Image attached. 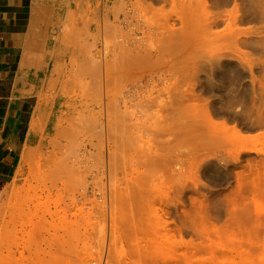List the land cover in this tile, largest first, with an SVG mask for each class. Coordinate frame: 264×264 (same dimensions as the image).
I'll use <instances>...</instances> for the list:
<instances>
[{
  "label": "rangeland",
  "instance_id": "374dc122",
  "mask_svg": "<svg viewBox=\"0 0 264 264\" xmlns=\"http://www.w3.org/2000/svg\"><path fill=\"white\" fill-rule=\"evenodd\" d=\"M49 3L56 113L0 189V264H264V0Z\"/></svg>",
  "mask_w": 264,
  "mask_h": 264
},
{
  "label": "crops",
  "instance_id": "0c3cea01",
  "mask_svg": "<svg viewBox=\"0 0 264 264\" xmlns=\"http://www.w3.org/2000/svg\"><path fill=\"white\" fill-rule=\"evenodd\" d=\"M49 0H0V189L39 150L55 116Z\"/></svg>",
  "mask_w": 264,
  "mask_h": 264
},
{
  "label": "bare ground",
  "instance_id": "6f19581e",
  "mask_svg": "<svg viewBox=\"0 0 264 264\" xmlns=\"http://www.w3.org/2000/svg\"><path fill=\"white\" fill-rule=\"evenodd\" d=\"M111 16H112V14L111 13H106V14H104V16H103V25L105 26V25H107L108 23H107V21L111 18ZM107 23V24H106ZM97 26V25H96ZM99 26V25H98ZM106 27V26H105ZM105 27H104V30H105ZM108 27H110V26H108ZM107 27V28H108ZM99 28V27H98ZM91 30H92V25L91 24H88V26H87V35L88 36H90V37H92V33H91ZM138 56L139 55H129L128 56V59H127V63H129V62H131V61H134L135 62V60L136 59H139L138 58ZM93 58V57H92ZM98 59V58H97ZM96 59V60H97ZM95 60V61H96ZM122 60V59H121ZM129 60V61H128ZM93 62H94V59H93ZM98 62V61H97ZM99 63V62H98ZM120 64V63H119ZM96 65H98V64H96ZM132 65H133V63H132ZM202 105H204V104H202ZM202 105L201 106H199V104H198V106L196 105L195 106V104H191L190 106H186L184 109H186L185 111H194L195 113H197V114H199V113H202L203 115H204V117L202 116V119H205V120H207V122H208V125H209V129H210V134H211V136H213V139L212 140H214V142L215 141H218L219 142V140H222L223 138L225 139V141H226V139L229 141V143H232L233 145H235V147H237L236 149H235V152H236V154L238 155V154H240L241 153V151L242 150H244L243 148H242V146H241V144L242 143H244L245 141H248L250 138L247 136V135H244V134H242L241 133V131L239 130V129H237V126H228L227 124H226V122H217V121H213L212 120V118H210V115H209V111H208V108H206L205 106H203L202 107ZM190 113V112H189ZM194 113V114H195ZM193 114V113H192ZM197 114H195L196 116L195 117H197ZM199 116V115H198ZM201 116V115H200ZM194 117V118H195ZM199 119V118H198ZM178 137V136H177ZM176 137V138H177ZM262 139H264V134H262ZM210 140V139H209ZM174 141H176V140H174ZM223 141V140H222ZM170 143V142H169ZM174 143V142H173ZM197 146H199V145H197ZM86 147V146H85ZM170 147V146H169ZM195 147V146H194ZM169 149V148H168ZM197 149H198V147H197ZM194 150V149H193ZM264 150V149H263ZM262 150V151H263ZM194 153V152H193ZM263 153V152H262ZM261 173V174H260ZM263 172H260V171H258L257 169H256V171H254V173H251V176H250V178L248 177V179H250L249 180V182H251V180H252V184L251 185H253L256 189H258V190H260L259 192H261V187H260V189H259V187H258V185L260 184V182H261V178H263L264 177V173L262 174ZM263 176V177H262ZM238 179H240V178H238ZM244 179H245V177H244ZM264 179V178H263ZM240 180H242V179H240ZM239 180V182H241ZM248 181V180H247ZM239 182H238V185H242L240 188H238L239 186L237 185V189L238 190H236V189H234L235 190V192H234V196H233V198H235V195L237 196V193H238V191L239 192H241L242 191V187H243V184L242 183H240L239 184ZM246 183V182H245ZM247 184H248V182H247ZM250 184V183H249ZM246 184H244V186H245ZM257 187H256V186ZM260 185H264V183H263V180H262V184H260ZM247 187H250V186H247ZM253 188V187H252ZM252 188H250L251 190H252ZM256 189H254V190H256ZM135 190V189H134ZM245 190V189H244ZM249 190V189H248ZM257 190V191H258ZM136 191V190H135ZM164 191V190H163ZM233 191V190H232ZM137 192V191H136ZM237 192V193H236ZM243 192V191H242ZM262 192H264V190L262 191ZM133 193V192H132ZM131 193V194H132ZM166 193V192H165ZM164 193V194H165ZM251 193V192H250ZM239 194V193H238ZM242 194V193H241ZM241 194H239L238 196H240ZM253 194H254V192H253ZM163 195V194H162ZM255 195H256V197L259 195L260 196V194H257V193H255ZM231 196V197H232ZM238 196H237V198H238ZM253 196V195H252ZM259 196H258V198H259ZM129 197V196H128ZM237 198H235L236 200H237ZM240 198V197H239ZM241 198H242V196H241ZM244 198V197H243ZM257 198V199H258ZM231 200V199H230ZM233 201H235L234 199H232ZM256 200V199H255ZM238 201V200H237ZM259 202V201H258ZM232 203V202H231ZM246 204V203H245ZM244 204V205H245ZM251 205V204H250ZM235 206V205H234ZM262 206V205H261ZM155 210V209H154ZM153 210V211H154ZM156 214V213H155ZM161 214V213H160ZM159 216V215H158ZM157 216V217H158ZM201 217H202V215H200ZM160 217H162V216H160ZM201 217H199V218H201ZM162 219V218H161ZM199 220V219H198ZM204 220V219H203ZM202 221V220H201ZM200 221V222H201ZM163 222H164V220H163ZM203 222V221H202ZM167 223V222H166ZM165 223V224H166ZM205 223V222H204ZM195 224V223H194ZM200 224V223H199ZM209 224V223H208ZM201 225H203V224H201ZM212 226V225H211ZM215 227V226H214ZM210 228V227H209ZM203 229H206V228H203ZM211 229H213V228H211ZM214 229H216V228H214ZM200 230L202 231V229L200 228ZM167 231V230H166ZM212 231V230H211ZM216 231H217V229H216ZM203 232H205V231H203ZM209 232V231H208ZM207 232H205V234H206ZM166 234H167V237L169 238V244H171L172 245V247L174 246V243H176V242H172L173 240H172V238H170L171 236H169L168 235V233L166 232ZM170 234V233H169ZM172 240V241H171ZM139 241V240H138ZM211 242V241H210ZM209 242V243H210ZM136 243H138V242H136ZM173 243V244H172ZM212 243V242H211ZM210 243V244H211ZM202 244V243H201ZM208 244V243H207ZM206 244V245H207ZM209 244V245H210ZM138 245V244H137ZM209 245H207V246H209ZM139 246V245H138ZM195 246H197V245H195ZM206 246V247H207ZM136 249H137V247H136ZM139 250V249H138ZM187 257V256H186ZM187 260V259H186ZM185 260V261H186ZM186 264V263H185Z\"/></svg>",
  "mask_w": 264,
  "mask_h": 264
}]
</instances>
